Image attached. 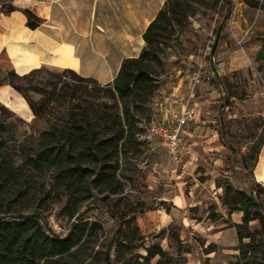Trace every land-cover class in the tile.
<instances>
[{
    "label": "rangeland",
    "instance_id": "obj_1",
    "mask_svg": "<svg viewBox=\"0 0 264 264\" xmlns=\"http://www.w3.org/2000/svg\"><path fill=\"white\" fill-rule=\"evenodd\" d=\"M249 1L264 4V0ZM244 6H248L245 0H231L229 5L224 0H208L206 4L196 5L186 24H175L174 33L160 44L163 65L154 97L160 91H172L180 83L184 100L197 109V120L189 126L192 152L188 156L174 162L157 142L155 145L147 138V126L153 116L151 109L141 116L140 151L128 153L120 161L117 178L122 189L119 192L92 190L78 212L69 217L63 207L66 197L61 189L47 194L40 182L33 180L30 188L38 194V200L25 198L22 210L36 213L46 226L59 233L69 227L78 213L99 221L102 230L98 231L95 248L108 249L115 264H125L129 257L134 260L151 243H158L177 264H242L233 226L241 223L242 212H230L224 205V185L249 189L256 146L264 138V56L260 55L264 51V25L261 29L237 25L241 32L236 31L230 20L234 16L236 20L240 14L243 17ZM99 12L98 7L96 20ZM246 31L247 37L243 36ZM97 33L96 29L91 30L81 38L80 50L93 59L90 72L103 80L108 70L101 68L102 62L113 65L114 54L131 52V48L120 46L116 39L97 38ZM101 51H106V59ZM217 61L223 63L218 66ZM0 64H4L3 60ZM40 67L36 81L42 84L54 80L52 72L62 69ZM211 68L217 71L214 77L209 80L203 77L198 83L191 80L193 71L205 75ZM180 77L182 81L178 80ZM30 96L38 97L34 93ZM1 105L12 112L7 122L16 125L20 139L27 130L24 122L32 120L28 105L16 93L7 99V104L0 101ZM43 125L41 119L35 123V127ZM214 213L220 217L212 220ZM246 228L252 238L244 240L251 241L253 251L247 261L254 264L262 255L259 247L264 244V228L257 219ZM123 232L132 235L129 245L133 248L122 259L115 260L113 238L119 239Z\"/></svg>",
    "mask_w": 264,
    "mask_h": 264
},
{
    "label": "trees",
    "instance_id": "obj_2",
    "mask_svg": "<svg viewBox=\"0 0 264 264\" xmlns=\"http://www.w3.org/2000/svg\"><path fill=\"white\" fill-rule=\"evenodd\" d=\"M224 2L229 5L231 0ZM206 3L208 0H165L142 33L144 45L139 54L124 57L113 79L104 84L71 68L52 72L55 79L42 84L36 81L41 67L18 74L5 51H0L4 62L0 64V85L7 84L20 94L32 115L30 122L19 118L27 126L19 139L16 125L7 122L12 112L0 106V264H115L108 249L95 248L102 230L99 221L78 213L59 233L36 213L24 212V200H38L30 188L37 180L47 194L61 189L66 197L64 210L71 217L92 190L117 193L122 189L117 178L120 161L128 153L140 151L141 116L152 109L159 86L157 76L163 65L160 44L174 33L175 24H186L196 5ZM245 3L264 10V4L257 1ZM15 9L12 0H0V13ZM21 10L29 28L42 23L31 9ZM30 93L38 97L33 99ZM38 119L44 121L42 127H35ZM262 143L264 138L256 146L257 154ZM261 196L264 187L257 182H251L248 190L224 185V205L230 212H242L241 223L233 224L242 264H249L247 260L253 256L251 241L244 240L252 238L248 223L257 219L264 228ZM218 217L220 214L214 213L212 220ZM132 238L125 232L119 239L113 238L115 260L132 250ZM143 248L144 254L137 253L134 260L127 258L125 264H151L155 257L153 264H177L158 243ZM259 249L262 255L254 264H264V244Z\"/></svg>",
    "mask_w": 264,
    "mask_h": 264
},
{
    "label": "crops",
    "instance_id": "obj_3",
    "mask_svg": "<svg viewBox=\"0 0 264 264\" xmlns=\"http://www.w3.org/2000/svg\"><path fill=\"white\" fill-rule=\"evenodd\" d=\"M165 0H12L17 9L7 14L0 13V51H5L14 70L24 74L40 66H54L57 68H71L84 76H92L100 83L110 82L117 73L121 60L124 57H135L144 45L142 33L148 23L154 18ZM100 8L99 18L96 20L97 8ZM21 8L31 9L42 23L35 27L26 26V16ZM244 18L230 20L236 31V26L248 27L252 25L261 29L264 25V11L244 6ZM242 17V18H241ZM98 30L97 38H112L120 46H129L131 52L116 53L113 56V65L103 61L101 68L107 69L105 79L93 74V59L84 56L80 48L81 38L91 30ZM243 36H248L247 31ZM138 40L134 43L133 39ZM134 44L137 46L134 47ZM102 52V51H101ZM105 55L106 59V51ZM211 77L217 73L210 69ZM182 81V77L178 79ZM178 83L172 91H160L154 97L152 111L166 121H173L179 113L184 100L183 90ZM18 94L11 87L0 85V101L7 104L13 94ZM20 95V94H19ZM180 99L173 103L174 97ZM196 108V106H195ZM197 120V109L193 119L189 120L183 129V135L190 141L189 126ZM152 143L155 140L149 138ZM156 145V144H155ZM168 155V154H167ZM185 155L183 157H186ZM182 157V158H183ZM251 182H257L264 187V143L250 173Z\"/></svg>",
    "mask_w": 264,
    "mask_h": 264
},
{
    "label": "built area",
    "instance_id": "obj_4",
    "mask_svg": "<svg viewBox=\"0 0 264 264\" xmlns=\"http://www.w3.org/2000/svg\"><path fill=\"white\" fill-rule=\"evenodd\" d=\"M212 60L213 65H216L215 59ZM222 63V61H217L218 66ZM203 77L209 80L211 78L210 72L202 75L201 71L195 70L192 72L191 80L198 83L202 81ZM172 102L179 103L180 99L176 96L172 99ZM195 114V106L187 101L182 103L179 113L173 121H166L153 112L147 126V138L154 139L174 162H178L183 156L192 152V145L183 135V129L187 122L194 118Z\"/></svg>",
    "mask_w": 264,
    "mask_h": 264
},
{
    "label": "water",
    "instance_id": "obj_5",
    "mask_svg": "<svg viewBox=\"0 0 264 264\" xmlns=\"http://www.w3.org/2000/svg\"><path fill=\"white\" fill-rule=\"evenodd\" d=\"M260 55H261V56H264V51L261 50V51H260Z\"/></svg>",
    "mask_w": 264,
    "mask_h": 264
}]
</instances>
